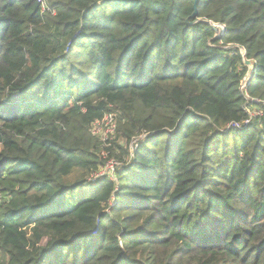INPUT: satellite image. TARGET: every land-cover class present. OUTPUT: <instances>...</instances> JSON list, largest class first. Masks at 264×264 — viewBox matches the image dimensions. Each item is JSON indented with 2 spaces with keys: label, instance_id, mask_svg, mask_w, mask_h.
I'll use <instances>...</instances> for the list:
<instances>
[{
  "label": "trees",
  "instance_id": "trees-1",
  "mask_svg": "<svg viewBox=\"0 0 264 264\" xmlns=\"http://www.w3.org/2000/svg\"><path fill=\"white\" fill-rule=\"evenodd\" d=\"M0 264H264V0H0Z\"/></svg>",
  "mask_w": 264,
  "mask_h": 264
},
{
  "label": "built area",
  "instance_id": "built-area-1",
  "mask_svg": "<svg viewBox=\"0 0 264 264\" xmlns=\"http://www.w3.org/2000/svg\"><path fill=\"white\" fill-rule=\"evenodd\" d=\"M40 2H43V0H38ZM44 5V3H43ZM248 77H250L249 75H247L243 81V85H242V88L245 87L247 81H248ZM254 117V113H251L249 114V117L247 119L244 120L243 123H249ZM115 115L114 114H109V115H106L102 120H98L94 123V127H93V130H94V133L97 134V133H100L97 131V128H100V129H103L104 127H106L107 125V128L105 129L104 132L101 131L100 134H97L99 136H102V139L103 140H106L107 139V136L109 134H112L114 133V130H115ZM243 123H233L232 125L234 127H241ZM104 130V129H103ZM107 132V133H106ZM109 133V134H108ZM132 145V148L136 146V141L134 140L133 143L131 144ZM116 165H119V162H117L116 160H110L107 165L101 170L99 171L98 173H96L94 175V177L91 179V181H95L96 178L98 177H101L107 173H113V168L116 166ZM104 170H108V171H105Z\"/></svg>",
  "mask_w": 264,
  "mask_h": 264
},
{
  "label": "water",
  "instance_id": "water-1",
  "mask_svg": "<svg viewBox=\"0 0 264 264\" xmlns=\"http://www.w3.org/2000/svg\"><path fill=\"white\" fill-rule=\"evenodd\" d=\"M196 11L194 12L195 15ZM210 23V22H209ZM214 29L216 30V34L214 36V38H218L221 34V32H223L225 30V26L222 24H213ZM251 79V77H248V80Z\"/></svg>",
  "mask_w": 264,
  "mask_h": 264
},
{
  "label": "rangeland",
  "instance_id": "rangeland-1",
  "mask_svg": "<svg viewBox=\"0 0 264 264\" xmlns=\"http://www.w3.org/2000/svg\"><path fill=\"white\" fill-rule=\"evenodd\" d=\"M106 128H107V125H106V127L103 128L104 130H103V129H100V128H97V131L101 133V131L104 132ZM100 133H97V134H100ZM106 133H107V132H106ZM108 134H109V133H108ZM105 171H108V170H104V172H105ZM79 173H80V171H79V169H78V170L74 173V175L71 176L70 179H74V178H76V176H77Z\"/></svg>",
  "mask_w": 264,
  "mask_h": 264
}]
</instances>
